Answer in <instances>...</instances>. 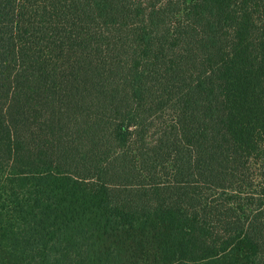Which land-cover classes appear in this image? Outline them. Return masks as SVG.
<instances>
[{
    "label": "trees",
    "instance_id": "trees-1",
    "mask_svg": "<svg viewBox=\"0 0 264 264\" xmlns=\"http://www.w3.org/2000/svg\"><path fill=\"white\" fill-rule=\"evenodd\" d=\"M0 264H264V0H0Z\"/></svg>",
    "mask_w": 264,
    "mask_h": 264
}]
</instances>
